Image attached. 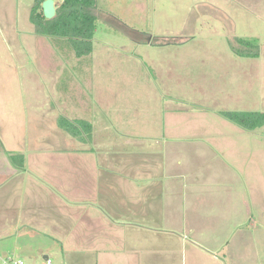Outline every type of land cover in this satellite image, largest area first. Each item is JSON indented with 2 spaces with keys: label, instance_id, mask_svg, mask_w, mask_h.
I'll return each mask as SVG.
<instances>
[{
  "label": "rangeland",
  "instance_id": "374dc122",
  "mask_svg": "<svg viewBox=\"0 0 264 264\" xmlns=\"http://www.w3.org/2000/svg\"><path fill=\"white\" fill-rule=\"evenodd\" d=\"M35 5L0 0V28L18 30L17 58L0 62V104L37 107L38 94L51 91L43 79L66 68L78 96L68 93L71 107L81 97L95 117L145 125L147 169L180 173L161 179L163 201L151 197L147 222L160 226L149 230L182 235L189 223L187 235L220 250L226 264H264V128L247 131L221 115L264 113V0H97L92 54L77 58L68 49L66 66L54 73ZM238 38L258 39L260 59L236 55ZM156 149L176 154L148 166Z\"/></svg>",
  "mask_w": 264,
  "mask_h": 264
},
{
  "label": "crops",
  "instance_id": "0c3cea01",
  "mask_svg": "<svg viewBox=\"0 0 264 264\" xmlns=\"http://www.w3.org/2000/svg\"><path fill=\"white\" fill-rule=\"evenodd\" d=\"M17 35L16 28H0V62L17 58L18 39L12 40ZM48 41L42 44L49 52L47 70L60 72L67 50ZM49 78L43 82L52 83L51 91L38 94L37 107L33 101L32 108L22 110L0 104V257L15 256L26 264L47 259L53 264H226L218 248L213 252L187 235L194 225L188 223L190 230L182 235L149 230L160 226L147 222L151 197L163 201L161 190L168 185L161 179H178L180 173L147 169L146 126L114 123L110 113V119L95 117L81 97L71 107L68 93L76 94L68 89L74 79L67 80L66 68ZM30 95L26 99L35 94ZM2 98L6 95L0 93ZM60 118L89 122L91 139L71 136L60 127ZM156 150L148 166L176 154Z\"/></svg>",
  "mask_w": 264,
  "mask_h": 264
},
{
  "label": "trees",
  "instance_id": "16d2710c",
  "mask_svg": "<svg viewBox=\"0 0 264 264\" xmlns=\"http://www.w3.org/2000/svg\"><path fill=\"white\" fill-rule=\"evenodd\" d=\"M36 0L33 11V22L37 26V33L49 36L54 43L66 50H72L77 58L90 56L93 52V39L96 32L97 17L95 15L97 0H63L56 2V16L47 20L44 16L42 3L45 0ZM233 52L245 58H259V40L238 38L231 43ZM221 115L230 122L247 131L264 128V113L262 112H221ZM60 127L74 138L89 140L92 135V125L83 120L70 121L60 118ZM17 161V156H13Z\"/></svg>",
  "mask_w": 264,
  "mask_h": 264
},
{
  "label": "water",
  "instance_id": "95a60500",
  "mask_svg": "<svg viewBox=\"0 0 264 264\" xmlns=\"http://www.w3.org/2000/svg\"><path fill=\"white\" fill-rule=\"evenodd\" d=\"M44 16L47 20H51L56 16V3L55 0H45L42 3Z\"/></svg>",
  "mask_w": 264,
  "mask_h": 264
},
{
  "label": "built area",
  "instance_id": "2783aa9c",
  "mask_svg": "<svg viewBox=\"0 0 264 264\" xmlns=\"http://www.w3.org/2000/svg\"><path fill=\"white\" fill-rule=\"evenodd\" d=\"M0 264H26L23 259L15 256L0 257ZM45 264H53L52 260L47 259Z\"/></svg>",
  "mask_w": 264,
  "mask_h": 264
}]
</instances>
